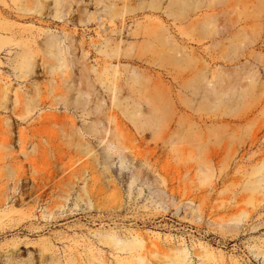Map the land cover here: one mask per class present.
Listing matches in <instances>:
<instances>
[{
  "label": "rangeland",
  "instance_id": "rangeland-1",
  "mask_svg": "<svg viewBox=\"0 0 264 264\" xmlns=\"http://www.w3.org/2000/svg\"><path fill=\"white\" fill-rule=\"evenodd\" d=\"M61 1L0 0V264H120L106 231L264 264V0Z\"/></svg>",
  "mask_w": 264,
  "mask_h": 264
},
{
  "label": "bare ground",
  "instance_id": "bare-ground-1",
  "mask_svg": "<svg viewBox=\"0 0 264 264\" xmlns=\"http://www.w3.org/2000/svg\"><path fill=\"white\" fill-rule=\"evenodd\" d=\"M173 1V0H172ZM55 3L62 4L61 0H55ZM100 25L102 27L104 21L102 16L98 17ZM55 44V42H53ZM63 48L60 47L59 51L57 53L58 58L62 61H65V57L63 56L64 51L62 50ZM235 59L234 56L228 54L227 55V63H226V69L228 70V76L226 78V88H225V94H226V102L228 104V114L233 115V110L234 108L238 105L241 97V90H246L248 87H252L256 84L257 82V66L254 65L255 62L253 60H249L248 64L250 65L251 69L248 71L249 74L247 78L249 79L247 83H242V77H240L239 74V79L235 83L233 80L232 76V61ZM260 59V58H257ZM93 69L95 71L98 70L97 66H93ZM238 72V71H237ZM240 73V72H238ZM241 74V73H240ZM7 93V88L0 84V97L3 95H6ZM31 110L27 109L25 114H28ZM16 113V111L14 110ZM243 118L240 117V121ZM235 119H229L228 123H231ZM91 130L97 131V126H92ZM81 135H83V130L80 132ZM105 144L107 153L110 154L112 151L116 149L115 143L113 141L109 140H102ZM131 165V164H130ZM133 167L130 168L126 166V157L121 155L120 156V167L122 168H127L130 172V187L133 184H138V182H141V186L139 187V192L141 193L145 186L149 189L150 188V194L152 196H149L151 198V201L157 204V206H161L162 203L165 201L164 199V191H162L159 188H152L154 187L151 185L153 183L150 178L148 179V176H146L142 169L141 166L138 165H133ZM100 241L104 242L106 244L111 245L116 251H128L127 256H122L121 254L119 256H116V259L119 261L120 264H150L149 261H151V257H149V250L148 254L144 251H142L145 247V241L143 236L140 233H137L136 236L133 238H121L119 235L114 231H106L101 233L100 235ZM156 246H158L157 243H155ZM172 251H161L160 247L157 249H154V251L158 252L159 254L163 255L162 258V263L163 264H187V251L186 248H183L182 246L176 247V246H171L170 247ZM115 251V252H116ZM264 253V251H262ZM152 253V252H151ZM156 254V253H155ZM205 256H210V254L205 251ZM100 257L94 256L92 260H90L91 264H94L95 259H99ZM74 264V263H71ZM101 264H107L106 262H102Z\"/></svg>",
  "mask_w": 264,
  "mask_h": 264
}]
</instances>
